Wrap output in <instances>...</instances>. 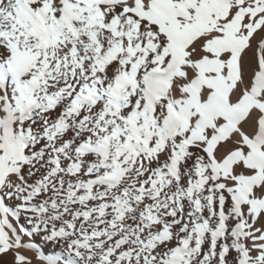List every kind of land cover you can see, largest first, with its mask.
<instances>
[{
	"label": "snow or ice",
	"instance_id": "1",
	"mask_svg": "<svg viewBox=\"0 0 264 264\" xmlns=\"http://www.w3.org/2000/svg\"><path fill=\"white\" fill-rule=\"evenodd\" d=\"M0 264H264V0H0Z\"/></svg>",
	"mask_w": 264,
	"mask_h": 264
}]
</instances>
